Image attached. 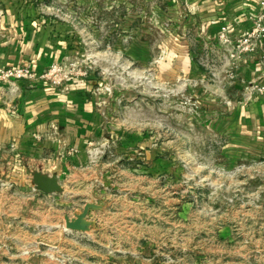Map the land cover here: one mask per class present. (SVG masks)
Masks as SVG:
<instances>
[{
    "label": "rangeland",
    "instance_id": "374dc122",
    "mask_svg": "<svg viewBox=\"0 0 264 264\" xmlns=\"http://www.w3.org/2000/svg\"><path fill=\"white\" fill-rule=\"evenodd\" d=\"M96 1L103 7L105 0ZM113 1L133 3L115 10L128 19V40L134 33L147 38L152 59H159L158 48L171 47L164 40L173 27L166 0ZM71 2L29 0L40 16L83 18L87 33L92 12ZM100 11L92 27L101 38L110 25ZM100 38L91 45L99 49ZM82 43L88 48L87 37ZM153 64H139L135 79L129 74L128 84L139 86L138 153L120 152L117 142L96 146L83 180L48 199L29 170L0 166V264H264L263 158L251 163L224 154L221 142L193 121L199 104L184 89L164 85ZM69 66L72 79L85 75ZM134 180L137 186L128 185ZM77 220L79 230L67 228Z\"/></svg>",
    "mask_w": 264,
    "mask_h": 264
},
{
    "label": "crops",
    "instance_id": "0c3cea01",
    "mask_svg": "<svg viewBox=\"0 0 264 264\" xmlns=\"http://www.w3.org/2000/svg\"><path fill=\"white\" fill-rule=\"evenodd\" d=\"M164 3L173 25L164 40H171V47H159L154 61L148 39L134 33L129 42L128 19L115 11L133 7L132 2L105 0L101 7L96 0H72L78 11L93 14L85 33L81 17L61 21L40 16L29 0H0L5 10L0 16V70L30 66L42 75L53 64L74 63L85 72L61 86L40 79L0 82V166L10 173L55 175L64 190L83 180L81 172L90 164L87 155L96 146L111 148L117 142L120 152L138 153L139 86L128 82L129 74L133 79L139 74V64L149 62L164 85L184 89L199 104L193 121L207 137L221 142L224 154L251 163L264 160V40L250 37L257 17L264 14L259 1ZM101 9L110 26L100 38L92 24ZM85 37L91 46L86 49ZM97 37L99 49L90 43ZM101 85L110 91H102ZM136 180L128 185L137 186Z\"/></svg>",
    "mask_w": 264,
    "mask_h": 264
},
{
    "label": "built area",
    "instance_id": "2783aa9c",
    "mask_svg": "<svg viewBox=\"0 0 264 264\" xmlns=\"http://www.w3.org/2000/svg\"><path fill=\"white\" fill-rule=\"evenodd\" d=\"M259 6L264 11V0H258ZM264 14L257 17L255 21V29L251 33V36L257 37V39L264 40V24H263ZM221 38L225 40L224 35ZM248 43V39L243 41V45ZM247 48V47H244ZM74 77V73L70 66H63L59 64L52 65L44 74L37 75L33 72L30 67H20V68H8L0 71V82H17L20 80H36L41 79L48 82L53 86H61L66 84L69 80ZM259 93L263 92L262 88H257Z\"/></svg>",
    "mask_w": 264,
    "mask_h": 264
},
{
    "label": "water",
    "instance_id": "95a60500",
    "mask_svg": "<svg viewBox=\"0 0 264 264\" xmlns=\"http://www.w3.org/2000/svg\"><path fill=\"white\" fill-rule=\"evenodd\" d=\"M32 183L35 190L45 195L56 194L62 191V187L58 183L55 175L46 176L40 172H34L32 174ZM67 228L70 230H79L81 228L79 220L67 223Z\"/></svg>",
    "mask_w": 264,
    "mask_h": 264
}]
</instances>
